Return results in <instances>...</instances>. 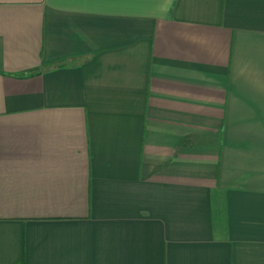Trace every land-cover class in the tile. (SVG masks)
<instances>
[{
	"label": "crops",
	"instance_id": "1",
	"mask_svg": "<svg viewBox=\"0 0 264 264\" xmlns=\"http://www.w3.org/2000/svg\"><path fill=\"white\" fill-rule=\"evenodd\" d=\"M0 264H264V0H0Z\"/></svg>",
	"mask_w": 264,
	"mask_h": 264
}]
</instances>
